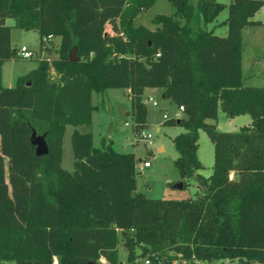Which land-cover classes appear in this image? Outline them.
Segmentation results:
<instances>
[{"label": "trees", "instance_id": "trees-1", "mask_svg": "<svg viewBox=\"0 0 264 264\" xmlns=\"http://www.w3.org/2000/svg\"><path fill=\"white\" fill-rule=\"evenodd\" d=\"M168 1L174 13L156 14L152 30L133 19L155 0H0V264H100V257L118 264L119 240L128 262L136 249L165 259L264 262V86L243 84L241 68L242 29L260 24L251 18L264 0H232L225 36L205 28L224 4ZM6 19L35 29L41 51L59 38L57 57L39 59L12 87L1 83L2 63L17 56ZM113 88L129 90L136 133L146 122L145 88L183 107L184 118L165 123L182 128L172 138L173 164L182 187L195 178L194 197H146L136 189L134 155L105 141L93 146L89 131H72L73 170L61 167L66 125L89 126L91 93ZM218 108L251 122L219 131L207 122ZM199 129L213 143L208 177L198 173ZM32 130L45 135L46 154H35Z\"/></svg>", "mask_w": 264, "mask_h": 264}, {"label": "rangeland", "instance_id": "rangeland-1", "mask_svg": "<svg viewBox=\"0 0 264 264\" xmlns=\"http://www.w3.org/2000/svg\"><path fill=\"white\" fill-rule=\"evenodd\" d=\"M195 3V0H190ZM224 4V8L218 13L216 18L206 24L205 28L219 36H225L227 27L223 21L227 17V5L232 0H216ZM175 9L168 0H155L147 9L139 12L133 19V25H142L154 30L156 25L152 19L156 14L172 15ZM256 18L264 21V7L257 13ZM183 22L182 18H177ZM6 24L11 26L10 45L18 51L21 45L28 47L33 53L31 58H21L18 54L10 60L4 61L1 65V82L4 86L12 87L15 78L28 71L30 66H36L41 56L55 58L58 55L59 38L56 37L48 44L46 51L40 50V38L35 29L24 30L13 26L12 19H6ZM193 29L196 28L194 21L191 23ZM109 31V27L105 28ZM253 37L256 41H253ZM243 52H242V75L243 84L252 86H264V27H256L254 30L243 29ZM75 56V54H74ZM51 80H57L54 70L50 72ZM9 84V85H7ZM151 97L157 102L154 106L148 99ZM142 101L146 108V122L140 132L152 135L151 144L143 141L139 132L133 128V120L130 112L132 109L130 96L126 89L113 88L106 89L103 93H93L92 102L96 105L93 111V119L87 125H66L62 137L61 167L67 171L73 170V154L71 148V134L74 129L79 132H90L92 145L100 147L102 141L110 143L111 148L119 153H132L135 159V179L136 189L148 198L184 199L194 197L197 192V183L194 177L187 180V185L182 188H174L173 185L180 181V176L173 161L177 157V152L173 146L172 138L182 131L177 125L165 123L168 118L181 119L184 114L179 112L177 116V105L161 97L159 88H145ZM129 112L128 115L126 113ZM167 118V119H168ZM125 122L129 126L125 125ZM207 122L214 123L219 131L233 132L240 127L249 125L251 119L247 114L235 117H227L218 108L215 120L208 119ZM161 148V150H159ZM196 155L202 168L198 173L203 177H208L212 173L213 166V143L207 133L199 129L197 138ZM144 161L149 163V167L138 169ZM140 251L136 249V254ZM127 251L123 247L122 240L117 244L118 264H126ZM103 264L101 260H98ZM203 264H238L237 260L214 259L204 261ZM1 264H15L13 261H4ZM193 264V263H190Z\"/></svg>", "mask_w": 264, "mask_h": 264}, {"label": "built area", "instance_id": "built-area-1", "mask_svg": "<svg viewBox=\"0 0 264 264\" xmlns=\"http://www.w3.org/2000/svg\"><path fill=\"white\" fill-rule=\"evenodd\" d=\"M47 42V41H46ZM17 54L21 57V58H31L33 56V53L30 49H28V47L21 45L17 51ZM43 57H47V56H41L39 57V59L43 58ZM38 59V60H39ZM148 99L152 102V104L154 106L157 105V102L155 100H153L151 97H148ZM177 113L175 114V116L178 115L179 112H182L183 107L179 106L177 108ZM163 118L167 119V115L163 114L162 115ZM126 126H129V124L127 122H125ZM139 135L142 137L143 141H147L149 142V144H151V138L152 135L150 133H142L139 132ZM149 165V163L147 161H144L141 165L138 166L139 170H142L143 168L147 167ZM117 232L120 231L119 228L115 229ZM170 255V259H165L163 257L154 255V254H146L144 256H141L139 253L136 254V256L133 258V260L131 262H128L126 260V264H203V261L197 260L195 258L187 260V259H183V258H179L180 254H176L174 255V253H169ZM99 260H101L103 262V264L106 263L105 259L103 257H100ZM252 264H264V262H253Z\"/></svg>", "mask_w": 264, "mask_h": 264}, {"label": "water", "instance_id": "water-1", "mask_svg": "<svg viewBox=\"0 0 264 264\" xmlns=\"http://www.w3.org/2000/svg\"><path fill=\"white\" fill-rule=\"evenodd\" d=\"M76 52V47H73L69 53V60L70 61H76L78 60V57L74 56ZM44 134L37 135L34 130L31 131L30 134V143L35 147V154L40 156L47 153V145L44 139ZM174 188H182V183L179 181L173 185ZM88 264H94L93 262H89Z\"/></svg>", "mask_w": 264, "mask_h": 264}, {"label": "crops", "instance_id": "crops-1", "mask_svg": "<svg viewBox=\"0 0 264 264\" xmlns=\"http://www.w3.org/2000/svg\"><path fill=\"white\" fill-rule=\"evenodd\" d=\"M264 6H262L255 14H254V16L251 18L253 21H259L260 22V24H257V25H251V26H247L248 27V29H252V30H254L256 27L258 28V27H264V21H262L261 19H259V18H256V15H257V13L263 8ZM5 23H6V21H5ZM247 27H244V28H247ZM243 28V29H244ZM243 29H242V37H243ZM55 38H53V40H54ZM256 41V39L253 37V41ZM33 67H35V66H30V68L28 69V70H30L31 68H33ZM2 83V82H1ZM3 85V84H2ZM7 85H9V84H7ZM4 86V85H3ZM127 90V92H128V95H129V90L128 89H126ZM160 91H161V89H160ZM93 93H95V92H92L91 93V103L93 104V102H92V96H93ZM93 105H95V104H93ZM96 106V105H95ZM94 111V110H93ZM129 114V112H127L126 113V115H128ZM92 119H93V112L91 113V122H92ZM159 150H161V148H159ZM147 167H149V165L147 166ZM146 168V167H145Z\"/></svg>", "mask_w": 264, "mask_h": 264}]
</instances>
